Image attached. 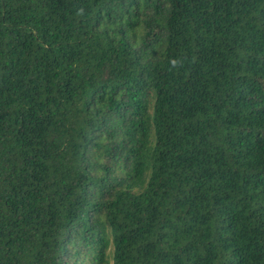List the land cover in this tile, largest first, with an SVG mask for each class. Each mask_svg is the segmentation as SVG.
Returning a JSON list of instances; mask_svg holds the SVG:
<instances>
[{
	"label": "trees",
	"instance_id": "trees-1",
	"mask_svg": "<svg viewBox=\"0 0 264 264\" xmlns=\"http://www.w3.org/2000/svg\"><path fill=\"white\" fill-rule=\"evenodd\" d=\"M0 264H264V0H0Z\"/></svg>",
	"mask_w": 264,
	"mask_h": 264
}]
</instances>
